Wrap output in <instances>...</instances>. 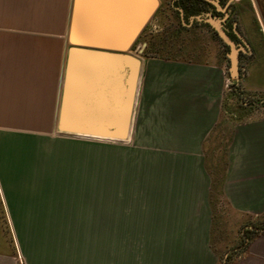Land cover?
Listing matches in <instances>:
<instances>
[{"label": "crops", "instance_id": "1", "mask_svg": "<svg viewBox=\"0 0 264 264\" xmlns=\"http://www.w3.org/2000/svg\"><path fill=\"white\" fill-rule=\"evenodd\" d=\"M72 13L73 0H0V248L15 246L0 264H219L206 145L223 117L226 63L138 57L129 135L96 148L57 128ZM221 197L264 216V120L234 130ZM92 230L99 238L77 247L76 231ZM238 249L231 264H264V233Z\"/></svg>", "mask_w": 264, "mask_h": 264}, {"label": "rangeland", "instance_id": "2", "mask_svg": "<svg viewBox=\"0 0 264 264\" xmlns=\"http://www.w3.org/2000/svg\"><path fill=\"white\" fill-rule=\"evenodd\" d=\"M214 1L224 10L229 6L232 12V26L228 22L223 25L231 34L234 32V41L241 49L239 79L231 77L229 47L225 46L211 23V20L224 18V11L218 7L214 13L209 7V11L185 15L181 6L172 0H159L156 13L130 52L142 60L154 56L189 62L226 63L229 78L224 86L223 117L208 139L206 157L213 176L214 248L221 254L219 264H231L242 254L243 249L238 248L242 241H246L247 232L252 230L249 227H264V216L252 218L235 213L221 197L227 149L234 130L239 125L264 120V0H211ZM91 140L96 148L102 143L99 138ZM95 149L90 183L93 193L99 190V156L98 149ZM98 201L93 198L92 204L98 205ZM90 233L93 241L99 238L98 230L76 231V246L81 248L83 237ZM96 248L92 247L93 250ZM0 250L15 252V246L9 243Z\"/></svg>", "mask_w": 264, "mask_h": 264}, {"label": "water", "instance_id": "3", "mask_svg": "<svg viewBox=\"0 0 264 264\" xmlns=\"http://www.w3.org/2000/svg\"><path fill=\"white\" fill-rule=\"evenodd\" d=\"M159 4V0H85L80 18L73 0L59 133L127 139L141 69V60L130 50ZM226 17L227 13L211 23L229 47L231 77L239 79L241 49L224 28Z\"/></svg>", "mask_w": 264, "mask_h": 264}, {"label": "flooded vegetation", "instance_id": "4", "mask_svg": "<svg viewBox=\"0 0 264 264\" xmlns=\"http://www.w3.org/2000/svg\"><path fill=\"white\" fill-rule=\"evenodd\" d=\"M172 2L180 5L185 15H189L195 12L201 13L203 10L209 11V7H211V13L217 12V6L214 5L210 0H172ZM228 7L226 8L225 12L227 13V17L224 21V24L228 22L230 23V26H232L230 21L232 12L230 9H228ZM225 13L222 14L223 17H225ZM227 33L233 40H235L236 36L234 32L231 34L229 31H227Z\"/></svg>", "mask_w": 264, "mask_h": 264}, {"label": "trees", "instance_id": "5", "mask_svg": "<svg viewBox=\"0 0 264 264\" xmlns=\"http://www.w3.org/2000/svg\"><path fill=\"white\" fill-rule=\"evenodd\" d=\"M264 233V227L261 226H255L251 231L247 232V235L245 236L247 239L246 241H242V244L240 247L247 248V246L250 244V242L259 234Z\"/></svg>", "mask_w": 264, "mask_h": 264}, {"label": "bare ground", "instance_id": "6", "mask_svg": "<svg viewBox=\"0 0 264 264\" xmlns=\"http://www.w3.org/2000/svg\"><path fill=\"white\" fill-rule=\"evenodd\" d=\"M75 1V0H74Z\"/></svg>", "mask_w": 264, "mask_h": 264}]
</instances>
